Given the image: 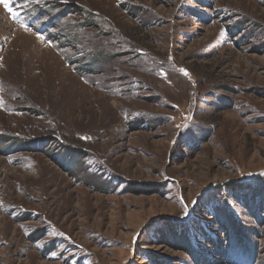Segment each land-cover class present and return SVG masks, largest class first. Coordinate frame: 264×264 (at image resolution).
<instances>
[{
  "label": "rangeland",
  "instance_id": "obj_1",
  "mask_svg": "<svg viewBox=\"0 0 264 264\" xmlns=\"http://www.w3.org/2000/svg\"><path fill=\"white\" fill-rule=\"evenodd\" d=\"M9 6L0 264H264V0Z\"/></svg>",
  "mask_w": 264,
  "mask_h": 264
},
{
  "label": "snow or ice",
  "instance_id": "obj_2",
  "mask_svg": "<svg viewBox=\"0 0 264 264\" xmlns=\"http://www.w3.org/2000/svg\"><path fill=\"white\" fill-rule=\"evenodd\" d=\"M11 0H0V3H3L4 7L9 11L12 12V8L9 6ZM26 27V26H25ZM187 74V73H185Z\"/></svg>",
  "mask_w": 264,
  "mask_h": 264
},
{
  "label": "trees",
  "instance_id": "obj_3",
  "mask_svg": "<svg viewBox=\"0 0 264 264\" xmlns=\"http://www.w3.org/2000/svg\"><path fill=\"white\" fill-rule=\"evenodd\" d=\"M39 142H41V143H42V144H41V147H44V144L46 143V140L39 141ZM33 146H34L33 144H29V145H27V146H26V144H25V146H24V147H25V148H29V147H32V148H34ZM28 151H29V150H28ZM46 151H47V150H45V149H44L42 152H43V153H45Z\"/></svg>",
  "mask_w": 264,
  "mask_h": 264
}]
</instances>
